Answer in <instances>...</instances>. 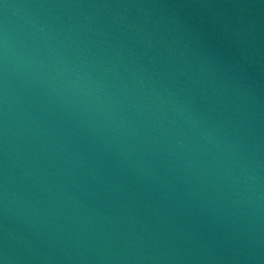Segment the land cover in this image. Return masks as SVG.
Here are the masks:
<instances>
[{"label":"water","instance_id":"1","mask_svg":"<svg viewBox=\"0 0 264 264\" xmlns=\"http://www.w3.org/2000/svg\"><path fill=\"white\" fill-rule=\"evenodd\" d=\"M0 264H264V0H0Z\"/></svg>","mask_w":264,"mask_h":264}]
</instances>
